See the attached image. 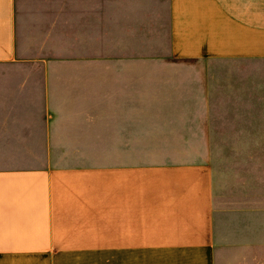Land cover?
Wrapping results in <instances>:
<instances>
[{
	"label": "crops",
	"instance_id": "1",
	"mask_svg": "<svg viewBox=\"0 0 264 264\" xmlns=\"http://www.w3.org/2000/svg\"><path fill=\"white\" fill-rule=\"evenodd\" d=\"M165 1L163 65L206 69L209 119L181 141L217 147L214 68L264 60V0ZM155 12L156 0H0V264H223L248 248L263 262V197L248 239L212 162L139 161L140 63L114 54L138 51Z\"/></svg>",
	"mask_w": 264,
	"mask_h": 264
},
{
	"label": "rangeland",
	"instance_id": "2",
	"mask_svg": "<svg viewBox=\"0 0 264 264\" xmlns=\"http://www.w3.org/2000/svg\"><path fill=\"white\" fill-rule=\"evenodd\" d=\"M166 17V1L163 6L156 0L154 18L147 22L140 18L142 34L149 35L139 37L138 51L114 54V58H133L140 63L139 161L212 162L216 193L234 208L230 210L234 222H246L249 239L258 220L260 199L264 198V60L247 61L239 68H231V64L224 62L214 68L212 112L216 114L212 119L219 146L211 148L181 141L185 134L182 129L190 120L209 119L205 104L206 69L202 64L192 69L163 65L175 59L167 50ZM176 70L186 72L175 73ZM177 110L190 115H163ZM227 260L223 264H264L253 248L231 252Z\"/></svg>",
	"mask_w": 264,
	"mask_h": 264
}]
</instances>
